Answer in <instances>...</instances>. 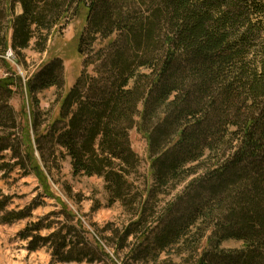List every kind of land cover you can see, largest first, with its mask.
Here are the masks:
<instances>
[{
  "label": "trees",
  "instance_id": "1",
  "mask_svg": "<svg viewBox=\"0 0 264 264\" xmlns=\"http://www.w3.org/2000/svg\"><path fill=\"white\" fill-rule=\"evenodd\" d=\"M73 1L0 0V56L9 48L20 55L35 30L44 32L39 45L44 52ZM17 2L23 12L12 17ZM79 2L88 10L79 51L88 66L92 62L84 48L97 45L96 77L89 79L82 71L47 125L32 109L29 120L27 113H13L8 103L0 106V156L12 151L17 165L29 166L47 195L43 168H49L57 151L71 158L74 174L103 178L110 202L133 210L121 243L134 236L145 241L131 249L137 262L157 261L174 246L196 255L211 230L195 264H264V0ZM15 61L20 63L18 57ZM51 65L25 84L28 96L63 88V61ZM20 86L9 75L0 78V93L10 96L11 88ZM9 128L18 132L16 140L6 133ZM134 129L147 140L154 180L150 185L146 179L143 189L134 181L142 165L130 139ZM191 177L184 196L156 213L159 192H172ZM7 207L0 199L1 223L30 215L28 208ZM52 216L29 222L20 234L29 240L30 251L42 242L52 251L53 264L92 263L87 253L92 245L93 252L111 259L82 219H77L78 231L88 234L91 243L75 241L64 227L41 236L42 222ZM227 241L242 242L244 248H222Z\"/></svg>",
  "mask_w": 264,
  "mask_h": 264
},
{
  "label": "rangeland",
  "instance_id": "2",
  "mask_svg": "<svg viewBox=\"0 0 264 264\" xmlns=\"http://www.w3.org/2000/svg\"><path fill=\"white\" fill-rule=\"evenodd\" d=\"M80 4L82 3L79 0H74L69 5L67 12L62 13L57 26L49 35L44 46V52H40L42 46H39L44 32L35 30L34 38L29 47L22 50L20 55L9 48L5 56H0V78L9 75L12 77V81H21V88L12 87L13 93L10 96L6 93H0V106H5L8 103L13 113L17 115L27 113L29 120V111L32 109L41 115V124L47 125L51 114L53 119L57 117L60 109L58 101L74 86L82 71H85V75H88L89 79L96 77V70L101 63L95 50L97 45L95 46L94 43L91 48H84L86 58L89 57L92 62L88 66L83 64L84 58L79 51L80 39L88 18V10L80 8ZM22 12L23 6L17 2L12 11V17H17ZM8 20L5 18V23ZM8 31L11 38L12 31L9 29ZM17 57L20 63L15 61ZM55 59L62 60L64 64L65 76L63 79L65 85L63 88L40 89L34 92L31 97L28 96L25 84L29 81H36L39 76L46 73L49 67L53 66L51 61ZM59 70V67L56 68L55 74H58ZM9 129L6 133L16 140L19 136L18 132L13 128ZM130 139L133 150L142 161L139 174L134 175L135 183L143 189L146 186V179H149L150 185H154L147 140L135 129L131 131ZM18 140L20 141V137ZM48 147L54 151L52 145ZM18 159L15 158L12 151H6L0 156V166L2 167L0 170V199L6 200L7 211H21L28 208L30 215L12 223L0 222V264H53L52 251L48 246H41V242L36 251H30L28 249L29 240L23 239L20 235L29 222L38 221L50 214L53 216L42 222L41 236L45 237L50 231L64 227L69 237L74 238L75 241L91 243L88 234L85 235L78 231L77 219H82L92 236L101 238L102 244L111 256L110 259L98 252H93L94 247L92 251V245H90L87 253H89V257H93L92 263L83 261L57 262L54 264H195L198 256L207 247L208 238L212 234L211 230L205 233V238L201 241L196 255L180 246H174L161 252L157 261L154 257H149L148 260L137 262L131 258V249L138 250L145 241L141 244L139 236H134L125 243H121V237L132 219L133 210L126 207L122 202H110L111 194L107 191L103 178L74 174L71 158L66 155L63 157L60 151H57L51 156L49 168H43L50 187L51 195H47L41 180L35 176L29 166L25 165L24 168L17 165ZM192 179L194 177L177 184V189L172 192L165 194L159 192L158 197L154 199V202L158 204L156 209L158 212L156 213L176 201L179 195L183 194L182 196H184L182 191ZM60 201L69 210H63ZM157 216L158 214H155V217ZM149 218L151 219V217ZM50 222L53 226L47 229L46 226ZM120 245L124 248L119 249ZM221 247L243 249L244 245L238 241H227Z\"/></svg>",
  "mask_w": 264,
  "mask_h": 264
}]
</instances>
